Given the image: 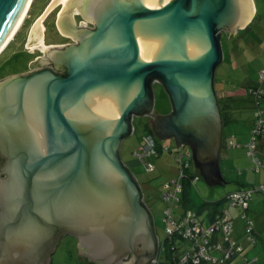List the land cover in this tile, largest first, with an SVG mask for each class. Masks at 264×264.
<instances>
[{
  "label": "water",
  "instance_id": "1",
  "mask_svg": "<svg viewBox=\"0 0 264 264\" xmlns=\"http://www.w3.org/2000/svg\"><path fill=\"white\" fill-rule=\"evenodd\" d=\"M30 3L0 0V53ZM58 3V31L75 43L45 52L54 69L0 81V264H50L65 236L93 264H154L159 237L121 142L135 116H149L153 135L189 148L206 184H225L220 31L243 29L253 1ZM157 80L170 97L166 116L152 113Z\"/></svg>",
  "mask_w": 264,
  "mask_h": 264
},
{
  "label": "rangeland",
  "instance_id": "2",
  "mask_svg": "<svg viewBox=\"0 0 264 264\" xmlns=\"http://www.w3.org/2000/svg\"><path fill=\"white\" fill-rule=\"evenodd\" d=\"M50 2L51 0H33L25 20L6 48L0 53V76H2L0 81L49 67L51 61L45 52L62 50L66 45L75 43L72 39L62 35L56 28L57 15L62 8V3H58L47 17L42 19L41 25L44 28L42 41L46 47L42 48L39 36L35 35L33 29L37 19L43 16L42 14ZM253 5L255 12L247 27L234 33L224 34L220 40L222 62L215 72L214 88L217 93L224 90L229 97V99L226 97L220 100L223 106L221 109L223 120L227 122L223 125V157H220V170L224 174L225 184L212 187L206 184L200 176L196 185H192L191 190H188L189 197H191L189 208L198 213V218L203 221L205 227L209 225L208 215L214 209L221 212L228 206L225 201L219 204H215V202L242 186L248 185L252 188L264 182V170L261 169L257 173L253 171L252 161L247 156L246 147H243L249 140L246 130H249L253 118V105L245 95V90L248 86L256 84L258 72L264 69V0H253ZM152 90L154 94L153 115H168L171 112L168 93L160 84H153ZM262 91L264 93L263 89ZM219 93L216 95L217 98H220L221 94ZM219 107L221 108L220 104ZM262 107L264 108V102H262ZM227 118L231 121H227ZM132 127L133 133L121 142L120 157L142 190L143 202L153 216L157 235L159 238H163L162 220L164 214L162 209L169 206V203L163 204L161 201L162 186L171 179L180 178L181 163L178 159L186 147H178L172 139L160 140L151 134L147 128H152L149 116H135L132 120ZM149 133L155 138L158 151L156 157L150 158L152 164L156 166L151 172L146 171L141 161L133 155L140 143L143 142V137ZM231 137L234 145L229 147L228 140ZM235 144L240 146L237 147ZM165 158L170 166L169 170L166 167L163 168ZM4 164L5 160L0 157V168ZM190 170L196 173L193 166L192 168L190 166ZM170 175H174V177L172 178ZM203 204L205 206H202ZM176 205L174 210H182L183 198L182 203ZM238 212L237 209L229 211L234 223L233 235L245 248L247 258L257 257V264H264V195L260 192L255 193L247 211L249 220L255 226L256 244L254 246H249L244 240V222L240 219ZM178 243L182 244L180 241ZM78 253L77 241L73 237L65 236L60 240L51 256V264H83L87 259ZM160 257H162L161 254L158 258ZM232 262L240 264V259L237 258ZM161 263H167L165 256Z\"/></svg>",
  "mask_w": 264,
  "mask_h": 264
},
{
  "label": "trees",
  "instance_id": "3",
  "mask_svg": "<svg viewBox=\"0 0 264 264\" xmlns=\"http://www.w3.org/2000/svg\"><path fill=\"white\" fill-rule=\"evenodd\" d=\"M2 77V76H0ZM263 83H264V69H261L258 72V78H257V82L255 85H251L248 86L245 90V95L247 96V98L250 99L252 105H253V118H252V122L251 125L249 127V140L251 137H253V135L255 136V130H256V125L255 122L257 121V112L260 111L262 113V119H264V108L262 107V102H264V93L263 91L261 92V90L263 88ZM224 94L221 92L220 98L221 99H225L227 97V93L225 91H223ZM220 94V93H219ZM218 95V94H217ZM220 99V100H221ZM219 100V104L221 106L222 109V104ZM218 104V106H219ZM225 108V106H224ZM227 121H231L230 119L227 118ZM223 125L225 123H227L226 121L222 120ZM264 122V120H263ZM148 126V125H146ZM148 129H150L149 127H147ZM257 144L256 147L258 148V154L260 156V153L264 152V149L262 147V145H259V140L263 139L264 136H257ZM233 139V138H232ZM231 139L232 141V146L234 145V141ZM248 140V142H249ZM248 142H246L244 144V147H246V145L248 144ZM236 145V144H235ZM237 147L239 145H236ZM231 147V146H229ZM170 150V149H168ZM185 150L189 151V148H185ZM171 152V151H170ZM248 152L247 147H246V153ZM172 153H175V151H172ZM134 155V154H133ZM247 156L251 159L252 161V165H253V171L254 172H260L261 169L264 170V166H258L256 164L255 158L256 155L254 156H249L247 154ZM192 167V166H191ZM190 173L191 176H190ZM197 176V172H192L191 170H188V178L191 177V179L195 178ZM199 179H197L198 181ZM197 181L195 183H192L191 180L189 181H182L183 182V189L181 194L179 195V201L177 203H182V198H183V209H173L172 212L173 214L171 215L170 219L172 221H175L176 223L178 221H182L185 217H187L189 215V220L186 223V228L195 225L200 227V232L193 236L192 238L190 237H184L182 234L179 233H172V234H167L163 236V238H160V252L159 255L161 254L162 257L157 259L156 264H165V263H161L163 256L166 257L167 263L166 264H190L192 263V256L195 252H197L200 248V246L203 245V239H202V232L207 231V229L212 228L213 229V233L211 234V236L208 238V244L204 245L205 247V253H207L208 255H211L212 257L215 258H223V251H228L231 250V252L229 253L228 256H226L224 262L222 264H229L231 261L239 258L240 259V264H257V257H252V258H247V256L245 255V248L238 242V240L234 237L233 235V229H234V223H233V219L229 214L230 209H237V211L239 210L238 213H240V219L244 222V240L249 244V246H254L256 244V238L254 235V224L252 221L249 220L248 218V213L247 211L250 208V202L252 201V197L255 193L260 192L262 195H264V182L258 184V186H253L252 188H250L248 185L247 186H242L240 188H238L237 190L230 192L229 194H227L226 196H224L220 201L215 202V204H219L220 202H227L228 206L226 209L221 210V213L218 214L220 215L221 219L216 221V213L220 212L218 211V209H214L209 215H208V220H209V225H207V227L204 226L203 221H200L198 218V213L191 210L189 207L191 205V197H189V192L192 185H196ZM252 184V183H251ZM232 194H237L238 196H242L244 202L246 203V206L239 204L238 202L232 203V201H230V195ZM162 195V192H161ZM161 201H162V197H161ZM176 203V204H177ZM163 204H166L163 201ZM177 206V205H176ZM202 206H205V204H203ZM165 208L162 209V212L164 214ZM228 219V221L231 223V232H230V239L225 241L222 237V229H221V222L223 219ZM167 219L166 221H168L169 216L164 214L163 220ZM163 220H162V224H163ZM176 225V224H175ZM164 227V224H163ZM173 229H175V226L172 227ZM181 242L182 244L180 245ZM216 244L220 245V249L216 248ZM185 259V262L183 263L182 260ZM264 261V260H263ZM51 264V262H50ZM83 264H90L86 261L83 262ZM198 264H221L219 262L213 263L212 261H208V260H200V262Z\"/></svg>",
  "mask_w": 264,
  "mask_h": 264
},
{
  "label": "built area",
  "instance_id": "4",
  "mask_svg": "<svg viewBox=\"0 0 264 264\" xmlns=\"http://www.w3.org/2000/svg\"><path fill=\"white\" fill-rule=\"evenodd\" d=\"M261 92H262V90H261ZM256 114H257L256 115L257 121L255 122V125H256L255 136L253 135V137L250 138L246 147L248 150L247 154L249 156L256 155V158H255L256 164L258 166L263 167L264 166V152L260 153V156H259L258 148L256 147V144H257V139H258L257 136L258 135H260L262 137L264 136V122H263L264 119H262V113L260 111H258ZM231 139H232V137L228 140L229 146H232ZM142 140H143V142H141L140 146L134 151V156L141 161V163L144 165L146 171L151 172L154 169V165L150 161V158L154 157V156L156 157L158 155V151L156 148V142H155V140L151 134L145 135ZM178 160L181 163V168L179 170L180 178L171 179L169 182L165 183L162 186V195H161L162 201H164L166 204L169 203V206H167L165 208V211H164V214L169 216L168 221H166L167 219L163 220L164 235H166V233L167 234L178 233V231H179L180 234L185 235V236L183 235L184 237L192 238L193 236L197 235L200 232V227L192 225V226L185 229L186 223L189 220V218H188L189 215L187 217H185L182 221L180 220L177 223L170 219L171 215L173 214L172 210L174 207H176V203L179 201V195L181 194L182 189H183V182L184 181L190 182V180H191L192 183H195L197 181V179L199 178L198 175L193 179H191V177L190 178L187 177L188 176V170H190V166H192L189 151L184 150L180 154ZM191 174L192 173H190V176H191ZM230 201H232V203H234V201H235V202H238L239 204L246 206V203L244 202L243 197L238 196L237 194L230 195ZM220 213L221 212L216 213L217 214L216 215V221L221 219L220 215H218ZM174 226H175V229L172 228ZM221 229H222L223 239L225 241L229 240L231 238L230 237L231 223L228 221L227 218L226 219L224 218L222 220ZM212 233H213L212 228H209V229H207V231L202 232V234H203L202 235L203 245L200 246L199 250L193 254L192 263H190V264H198L200 262V260H203V259L208 260V261H212L213 263L219 262L222 264L224 262L226 256L229 255L231 250L223 251L222 252L223 258H220V259L212 257L211 255H208L207 253H205L204 245L208 244V238L211 236ZM216 248L220 249V245L216 244ZM156 262L154 264H156ZM182 262L184 263L185 259H183Z\"/></svg>",
  "mask_w": 264,
  "mask_h": 264
},
{
  "label": "bare ground",
  "instance_id": "5",
  "mask_svg": "<svg viewBox=\"0 0 264 264\" xmlns=\"http://www.w3.org/2000/svg\"><path fill=\"white\" fill-rule=\"evenodd\" d=\"M33 2V0H31V3ZM31 3H30V5H31ZM30 5H29V7H28V10H27V12L25 13V15H24V17H23V19H22V21H21V23L19 24V26L17 27V29L21 26V24L23 23V21L25 20V18H26V15L28 14V11H29V9H30ZM55 4H53L52 6H51V4H49L48 5V7L45 9V11L46 10H50L53 6H54ZM44 11V12H45ZM43 12V13H44ZM42 18L43 17H40V18H38L37 20V23L35 24V28L33 29L34 30V32L36 33L35 35L36 36H39V42H41L40 44L42 45V48L43 49H45L46 47L44 46V44H43V41H42V33H43V30H44V28H43V26L41 25L42 24ZM17 29H16V31H15V33L17 32ZM14 33V34H15ZM14 36V35H13ZM13 38V37H12ZM11 38V39H12ZM217 99H221V98H217ZM199 178H200V176H199ZM198 178V179H199ZM159 252H160V247H159Z\"/></svg>",
  "mask_w": 264,
  "mask_h": 264
},
{
  "label": "crops",
  "instance_id": "6",
  "mask_svg": "<svg viewBox=\"0 0 264 264\" xmlns=\"http://www.w3.org/2000/svg\"><path fill=\"white\" fill-rule=\"evenodd\" d=\"M253 1V0H252ZM255 8V7H254ZM253 15H254V13H253ZM253 15H252V17H253ZM251 17V18H252ZM250 22V21H249ZM249 22H248V24H249ZM247 24V25H248ZM247 25L245 26V27H247ZM244 27V28H245ZM239 30H241V29H239ZM224 90H220L219 92H220V94H221V92L224 94V92H223ZM218 92V93H219ZM216 93V95L218 94L217 92H215ZM224 96H225V94H224ZM227 99H229V97H227ZM152 121V120H151ZM249 125V124H248ZM249 127H250V125H249ZM149 131H151V134H152V128L151 129H149ZM247 132V134H249V130H246ZM154 136H156V135H154ZM156 138L157 139H160L158 136H156ZM160 140H164V139H160ZM173 140V139H172ZM156 141V140H155ZM248 142V141H247ZM239 145V144H238ZM259 145L261 146L262 145V147H263V149H264V138L263 139H261V140H259ZM240 146V145H239ZM169 147H171L172 148V146H169ZM243 147H244V145H243ZM222 149H223V128H222V138H221V152H220V155H219V166H220V160H221V158L223 157V155H222ZM221 157V158H220ZM166 158H168L169 159V157H166ZM166 158H165V160H164V165H163V168H165L166 167V169H168L169 170V164L167 163V161H166ZM155 166V165H154ZM156 167V166H155ZM221 171V170H220ZM221 174H222V178H225L224 177V174L221 172ZM170 177H174V175L172 176V175H170ZM225 179H223V181H224ZM229 264H233V262L231 261Z\"/></svg>",
  "mask_w": 264,
  "mask_h": 264
},
{
  "label": "flooded vegetation",
  "instance_id": "7",
  "mask_svg": "<svg viewBox=\"0 0 264 264\" xmlns=\"http://www.w3.org/2000/svg\"><path fill=\"white\" fill-rule=\"evenodd\" d=\"M80 23H81V25L83 24V26H85L86 27V29H90V28H92V25H90V24H87L83 19L82 20H80L79 21ZM75 24V23H74ZM56 25V24H55ZM56 28H57V30H59L58 29V27H57V25H56ZM74 28V27H73ZM221 36L222 35H224V34H229L230 32H232V30H230V28H226V29H221ZM67 38V37H66ZM50 66H49V68H51V69H54V64L53 63H50L49 64ZM45 68H47V67H45ZM56 71V70H55ZM154 84H161L158 80L154 83ZM218 100V99H217ZM219 104V103H218ZM219 107V106H218ZM219 111H220V117H221V120H223V114H222V112H221V108L219 107ZM69 237H71V236H69ZM74 238V237H73ZM76 241H77V239L76 238H74ZM79 255V254H78ZM80 258V257H79ZM86 258V257H85ZM87 259V258H86ZM88 260V259H87ZM88 262V261H87ZM89 263V262H88ZM90 264H92V262L90 263Z\"/></svg>",
  "mask_w": 264,
  "mask_h": 264
},
{
  "label": "clouds",
  "instance_id": "8",
  "mask_svg": "<svg viewBox=\"0 0 264 264\" xmlns=\"http://www.w3.org/2000/svg\"><path fill=\"white\" fill-rule=\"evenodd\" d=\"M134 130V129H133ZM150 134V133H149ZM153 137V136H152ZM154 138V137H153ZM154 140H155V138H154ZM156 142V141H155ZM187 148V147H186ZM189 152H190V150H189ZM190 160H191V165L193 166V164H192V159H191V153H190ZM192 168V167H191ZM197 172V171H196ZM197 175H198V173H197ZM199 176V175H198ZM159 243H160V238H159ZM159 257V256H158Z\"/></svg>",
  "mask_w": 264,
  "mask_h": 264
}]
</instances>
